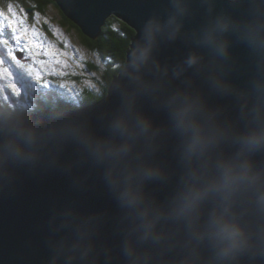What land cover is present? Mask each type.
<instances>
[{
  "label": "clouds",
  "instance_id": "9594fccd",
  "mask_svg": "<svg viewBox=\"0 0 264 264\" xmlns=\"http://www.w3.org/2000/svg\"><path fill=\"white\" fill-rule=\"evenodd\" d=\"M195 2L146 20L90 101L0 110V192L59 173L72 193L45 264H264V0Z\"/></svg>",
  "mask_w": 264,
  "mask_h": 264
},
{
  "label": "water",
  "instance_id": "95a60500",
  "mask_svg": "<svg viewBox=\"0 0 264 264\" xmlns=\"http://www.w3.org/2000/svg\"><path fill=\"white\" fill-rule=\"evenodd\" d=\"M53 1L91 39L100 35L101 27L111 16L132 28L136 34L131 40L126 61L146 20L154 15H166L170 7L169 0ZM219 3L228 5L229 0H219ZM193 6L197 7L195 0ZM175 47L162 55L174 54ZM70 195L68 180L59 173L22 175L12 187L0 192V264H45L42 235L50 207ZM104 202L97 191L90 194L85 203L98 206Z\"/></svg>",
  "mask_w": 264,
  "mask_h": 264
},
{
  "label": "rangeland",
  "instance_id": "374dc122",
  "mask_svg": "<svg viewBox=\"0 0 264 264\" xmlns=\"http://www.w3.org/2000/svg\"><path fill=\"white\" fill-rule=\"evenodd\" d=\"M13 9L19 15L25 16L20 7ZM4 13L7 14V12ZM59 21L60 14L54 6L50 7L45 15H36L33 22L29 21L26 15L28 38H21L17 45L11 41L10 46L6 42L2 44L1 41V46H5L7 51L6 56H3L4 53L0 55L9 63L14 62L13 66L20 69L16 82H14L15 68L7 66L0 56V99L5 103L14 107L20 102L21 95L27 99L28 93L22 92L18 87V84H24L22 78L29 79L24 74L20 77L23 72L36 76L32 77L33 82L37 80L43 83L45 79L53 77L56 82H60L59 84H68L75 91H79L84 86L95 90L98 88L101 73L97 71L87 72L86 63L94 62V64L101 66L99 59L94 53L82 46L75 31L68 32L62 27L60 28ZM44 24L49 26V32L43 30ZM29 38L31 42H29ZM19 47L25 48L27 57L23 56L24 53L21 52L15 56L16 50L20 51ZM74 75L79 79H72L71 76Z\"/></svg>",
  "mask_w": 264,
  "mask_h": 264
},
{
  "label": "trees",
  "instance_id": "16d2710c",
  "mask_svg": "<svg viewBox=\"0 0 264 264\" xmlns=\"http://www.w3.org/2000/svg\"><path fill=\"white\" fill-rule=\"evenodd\" d=\"M9 5H11L12 8L16 6L18 8L20 7L23 10L22 12L28 16L29 21H33L35 19V16L38 14H41L42 16L45 15L47 10L50 7L54 6L60 14V21L58 24L60 28L62 27L68 32L75 31L78 34L82 46H84L88 51L94 53L99 59L101 66L94 64V62L86 63L87 72L89 71L93 73L97 71L101 73L100 79L98 80V88H102L105 85L109 84L119 73L121 64L126 62L127 51L130 48L131 40L135 36V31L115 16H111L106 19L103 26L101 27L100 35L96 39H91L84 35L79 27L76 26L62 13L60 8L53 0H0V11L7 12V14L5 13V15H8ZM0 25H2L3 27V32L2 34H0V37L2 36L0 38V43L1 41L3 43V40L5 39L6 43H8V46H10V42H13V33L11 31V28L8 26L7 21H0ZM43 30L45 32H49V26L44 24ZM1 45L2 44H0V54L4 53L3 56H6V47H4V49H1V47H3ZM19 49L24 50V48L22 47H19ZM3 61L7 66L9 65L8 60L3 58ZM23 74L24 72L20 74V77H22ZM71 78L74 80L79 79L75 75L71 76ZM27 80L22 78V82L24 84H30V80ZM48 80L54 82L56 85H60V82H56L53 77ZM36 81L37 80H34V84ZM34 84H32V90L29 93V96H27V99L23 95H21L19 98L20 102H29L38 93L60 95L66 98L69 102L81 100L87 102L92 99V93L95 91V89L88 86L82 87L79 91L74 90L72 92L67 88L46 86L44 83L39 81H37L38 87H33ZM73 93L75 94L74 96ZM5 108H7L9 113H11L15 111L16 106H10L0 99V110H3Z\"/></svg>",
  "mask_w": 264,
  "mask_h": 264
},
{
  "label": "snow or ice",
  "instance_id": "6c2138e0",
  "mask_svg": "<svg viewBox=\"0 0 264 264\" xmlns=\"http://www.w3.org/2000/svg\"><path fill=\"white\" fill-rule=\"evenodd\" d=\"M21 11H23L21 9ZM0 21H7L8 26L11 28L13 33V39L17 42L20 41L21 38H28V27L26 25V15L21 16L19 15L11 5H9V14L5 15L3 11H0ZM3 32V27L0 25V34ZM29 42H31L29 38ZM13 59L15 57L13 56Z\"/></svg>",
  "mask_w": 264,
  "mask_h": 264
},
{
  "label": "bare ground",
  "instance_id": "6f19581e",
  "mask_svg": "<svg viewBox=\"0 0 264 264\" xmlns=\"http://www.w3.org/2000/svg\"><path fill=\"white\" fill-rule=\"evenodd\" d=\"M25 12H26V11H25ZM24 14H25V13H24ZM32 22H33V21H32ZM135 34H136V33H135ZM3 35H4V34H3ZM1 37H2V36H1ZM1 37H0V38H1ZM14 54H15V53H14ZM24 59H25V58H24Z\"/></svg>",
  "mask_w": 264,
  "mask_h": 264
}]
</instances>
